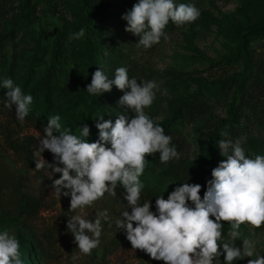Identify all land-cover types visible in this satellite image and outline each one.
Here are the masks:
<instances>
[{"label":"rangeland","instance_id":"rangeland-1","mask_svg":"<svg viewBox=\"0 0 264 264\" xmlns=\"http://www.w3.org/2000/svg\"><path fill=\"white\" fill-rule=\"evenodd\" d=\"M136 2L0 0V79H13L34 98L22 124L14 107H0V229L17 236L24 264H164L133 250L126 233L108 222H102L100 244L92 254L80 253L66 224L71 215L83 213L69 212L70 197L55 194L51 184L59 173L49 179L51 169H35V160L54 162L48 150H38L36 138L50 117L59 115L62 131L76 135L87 124L88 140L94 142L97 115L114 123L124 111L118 104L124 93L115 86L96 97L86 91L91 71L104 70L111 78L116 68L127 66L130 78L159 85L145 111L172 137L180 159L164 164L158 152L146 156L141 203L151 200L153 210L156 197L167 199L176 186L211 179L212 169L227 159L217 147L221 138L246 136V155H264V0H175L194 4L201 16L181 27L170 21L169 40L162 38L148 50L125 31L122 14ZM81 27L86 36L70 40ZM6 91L0 89V97ZM221 132L227 136L220 137ZM116 191L84 212L95 219L107 209L110 221L119 219L128 205L123 189ZM229 230L224 222L226 242ZM240 232L256 247L253 258L236 264L264 255V226L244 224ZM223 261L221 255L215 264Z\"/></svg>","mask_w":264,"mask_h":264},{"label":"clouds","instance_id":"clouds-1","mask_svg":"<svg viewBox=\"0 0 264 264\" xmlns=\"http://www.w3.org/2000/svg\"><path fill=\"white\" fill-rule=\"evenodd\" d=\"M200 16L201 10L194 4L137 0L122 14V19L127 22L125 31L139 38L137 46L148 50L162 38L169 40L165 28L170 21L181 27L194 23ZM85 36L86 29L81 27L69 39ZM113 86L124 93L118 101L124 111L114 123L101 113L97 115L96 141L89 142L87 124L80 126L79 135L70 129L62 131L59 115L50 117L43 135L36 136L38 150H48L54 162L35 160V169H51L49 179L59 173V178L52 181V189L59 197H70L69 212L79 209L83 213L71 215L66 224L80 253L92 254L100 244L102 222H108L126 233L133 250L139 249L164 264H215L221 255L223 264L253 258L256 242L241 239L240 228L244 224L257 229L264 226V155L254 159L246 155L242 147L246 136L235 140L221 138L216 145L227 159L212 169L203 198L202 185L186 182L176 186L167 199L163 195L156 197L153 210L151 200L141 203L145 186L140 177L145 171L146 156L158 152L164 164L180 159L172 137L145 111L152 106L160 88L154 80L130 78L127 66H121L111 78L97 69L85 89L96 97L111 92ZM0 89H7L0 97V107H14L15 117L22 124L31 110L33 96L25 94L11 78L0 79ZM219 135L226 137L227 133ZM118 187L123 189L122 197L128 205L120 218L110 221L107 209L98 212L95 219L89 218L84 210L106 193L115 197ZM224 222L230 224L227 242ZM237 240H241L240 245L235 243ZM0 264H24L19 239L7 229H0ZM248 264H264V255L256 256Z\"/></svg>","mask_w":264,"mask_h":264},{"label":"trees","instance_id":"trees-1","mask_svg":"<svg viewBox=\"0 0 264 264\" xmlns=\"http://www.w3.org/2000/svg\"><path fill=\"white\" fill-rule=\"evenodd\" d=\"M87 45H88V48H92V38H91V33H90V30L87 29ZM95 71H91V78H92V74L94 73ZM91 78H90V82H91ZM208 179H206L202 184V189H201V198H203V194H204V191H206V182H207Z\"/></svg>","mask_w":264,"mask_h":264}]
</instances>
